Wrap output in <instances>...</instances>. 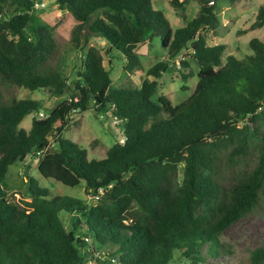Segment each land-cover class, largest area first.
Here are the masks:
<instances>
[{
	"label": "trees",
	"instance_id": "obj_1",
	"mask_svg": "<svg viewBox=\"0 0 264 264\" xmlns=\"http://www.w3.org/2000/svg\"><path fill=\"white\" fill-rule=\"evenodd\" d=\"M43 1L0 0V85L47 89L52 96L70 90L24 128L21 121L38 101L7 99L0 89V264H86L95 251L115 259L97 264H169L175 255L208 264L207 255L221 252L219 236L264 201V41L252 38L251 53L241 59L224 43L208 45V32L219 26V0H170L185 21L174 30L152 0H55L77 21L71 43L81 67L70 83L58 68L43 69L56 48L52 27L35 13ZM191 1L198 9L187 19ZM261 27L264 6L238 33ZM92 35L105 39L106 53L124 58L129 76L142 70L136 49L146 36L159 39L167 60L146 69L139 88H111L102 51L89 44ZM177 58L182 67L190 68L188 58L197 67L180 73L183 82L197 78L192 93L177 104L163 94L152 100L157 79ZM90 104L123 128V140L100 159H89L86 148L63 136L71 116ZM28 155L38 157L43 177L68 186L82 180L85 193L98 199L88 205L50 197L27 176L28 200L10 201L6 173ZM252 155L254 166L232 178ZM61 211L69 214L67 225ZM251 261L263 263L264 249L254 250Z\"/></svg>",
	"mask_w": 264,
	"mask_h": 264
},
{
	"label": "rangeland",
	"instance_id": "obj_2",
	"mask_svg": "<svg viewBox=\"0 0 264 264\" xmlns=\"http://www.w3.org/2000/svg\"><path fill=\"white\" fill-rule=\"evenodd\" d=\"M169 1L152 0V4L165 13L171 29L174 30L176 27L184 25L185 21L180 14L174 12ZM260 6H264V0H219L216 9L219 26L216 32H208V45L224 43L227 45L226 50L238 59L250 54L249 41L252 38L264 41V27L248 30L242 34L238 32L248 28ZM197 9V3L191 1L184 11L187 19L193 18ZM35 13L42 21L52 27L56 42V48L43 69L58 68L64 75H73V79L69 80L71 83L78 77L77 71L81 67V55L71 43L72 29L77 21L67 9H60L55 0L38 2L35 6ZM83 32L87 35L90 34L86 25ZM89 44L102 51L104 55L103 64L110 71L112 78L111 88H139L142 79L145 77L146 69L158 61L167 60V55L159 39L146 36L136 49L140 55L142 70L129 76L122 69L125 62L124 58L116 50L109 51V54L105 52L107 44L103 37L92 35ZM188 61L190 68L182 67L179 58L168 62L169 70L162 73L161 77L157 79L158 86L152 100L163 94L173 104H177L190 96L197 78H190L186 82L180 78L182 71L186 73L189 69L197 70L192 59L188 58ZM148 78L154 79L153 76H148ZM182 86L186 89H182ZM0 89L7 99L15 96L16 98H29L38 101V109L31 111L21 121L20 125L24 128L30 127L32 117L39 116L40 113L43 117L46 116L48 111L62 100L68 99L70 95V90H66L62 96H52L47 89L31 91L23 87H4L1 85ZM107 116L111 115L97 113L93 105L90 104L85 111L71 116L63 130V136L86 148L89 159L103 158L112 144L123 140L122 123L113 119L109 121L111 117L107 118ZM50 139L54 145L53 137ZM37 158L35 155H28L23 161H18L9 166L3 186L8 192L10 201L21 203L23 200H28L27 176H30L36 179L39 186L49 190L50 197L56 195L74 197L83 200L88 205L96 202L94 196L85 193V184L82 180L76 186H68L53 178L43 177L37 170ZM239 164L234 168L232 178L238 173V170L252 168L255 164V157L252 155L240 161ZM232 181L233 179L229 177L226 182L228 184ZM59 216L65 225L69 223L68 213L61 211ZM219 242L221 244L216 248L221 252L216 255H207L208 264H254L251 261L252 252L258 248L264 249V201L250 214L229 226L219 236ZM207 248L208 245H205L203 251L205 252ZM169 264H187V260L175 255Z\"/></svg>",
	"mask_w": 264,
	"mask_h": 264
},
{
	"label": "built area",
	"instance_id": "obj_3",
	"mask_svg": "<svg viewBox=\"0 0 264 264\" xmlns=\"http://www.w3.org/2000/svg\"><path fill=\"white\" fill-rule=\"evenodd\" d=\"M181 58V57H180ZM39 117H43L42 113L39 114ZM118 121V120H117ZM102 189H99V191H101ZM98 195H94V198H96V200L98 199ZM94 257L93 259H89L86 261V264H97V261L95 259H99V260H104V261H109L110 263H114L115 259L114 258H107L104 253L102 251H95L94 252Z\"/></svg>",
	"mask_w": 264,
	"mask_h": 264
},
{
	"label": "water",
	"instance_id": "obj_4",
	"mask_svg": "<svg viewBox=\"0 0 264 264\" xmlns=\"http://www.w3.org/2000/svg\"><path fill=\"white\" fill-rule=\"evenodd\" d=\"M73 79V75H71L70 77H69V80H72ZM112 120V118H109V121H111Z\"/></svg>",
	"mask_w": 264,
	"mask_h": 264
}]
</instances>
